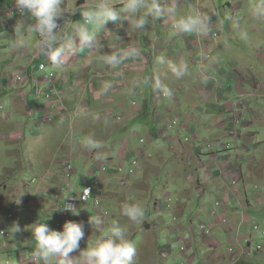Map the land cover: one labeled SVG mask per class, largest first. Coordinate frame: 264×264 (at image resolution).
<instances>
[{
    "label": "rangeland",
    "instance_id": "obj_1",
    "mask_svg": "<svg viewBox=\"0 0 264 264\" xmlns=\"http://www.w3.org/2000/svg\"><path fill=\"white\" fill-rule=\"evenodd\" d=\"M233 2L235 6H247V8L245 9L235 7L233 12H235L236 16H238L240 13L244 14L243 17H245L246 23L253 22L255 25L258 23L257 30L259 32V35L257 36L256 40L257 42H259L257 43L259 44V48L261 49L263 47L262 40L264 39V28H260V25H263L264 27V18L257 19L252 14V12L255 7L264 4V0H204L202 5L203 8L208 12H214L213 16L217 19L214 23L215 29L208 30V33L206 35L201 36H207L209 38L210 45H214L215 49H218L221 57L220 59H218L221 61L220 67H224L221 72L226 69L231 70L230 67L232 66V63L228 60L229 57L226 56L229 55V52L223 48L226 38L228 36L230 37L231 33L238 36V42H233L235 43L233 46L234 49L239 50L241 49V47H243L251 50L253 53L256 49L251 47L246 42L253 37L254 33L247 30H244V32L238 31L236 33L229 23V20H227L230 19L227 16V12L224 11L223 8H221V6L225 4H232ZM187 8L189 15H196V10H189L188 5ZM198 13L199 15H201L202 9H199ZM146 24L148 25V20ZM156 26L157 25L155 24V31L157 35H161L159 34L160 30L158 26ZM210 26L211 24L209 25V27ZM241 33H247V39H243ZM99 35L100 34H97L96 37H98ZM80 51L83 52L85 50ZM71 56L73 57V55ZM65 61L66 62L64 64V67L66 66V68L70 69L72 65H74V60L67 58L65 59ZM205 62L209 61L202 60V65ZM12 65L13 64L8 67L9 72L6 73V80L8 81L10 79V70ZM201 67L202 66H200V70ZM204 67L202 69H204ZM86 69L87 70L84 71H81L82 69L80 70L82 73L85 72V76H87V80L82 82H84L85 84L91 83V85L86 86L81 83L79 76L76 75L81 73L80 71L78 72V70L75 68V70L72 69L73 71L69 70L68 72L69 74H71V80L65 85L57 86L56 90L58 95L60 93H63L65 89L68 91L67 102H69V106L67 105L68 114L66 116V125L63 131H57L56 133L55 127H52L44 122H42V124L45 125H42L40 127L35 126V122H32V124L28 125L30 121H34L33 118L35 115L41 113H46L49 115V117H54L53 120L58 121V116H55V113H53L52 110L51 112L50 110H45L48 103H43L44 101H48V99L45 96L38 95L35 90L31 88L32 86L30 78H27L25 84L23 85V90L27 93V95L25 94L26 101L29 103L27 109H32L31 111H29V114L31 115L30 118L27 116L28 111L26 112V118L21 117V120L23 119L24 122L22 125L26 128H14L11 133L15 131L14 134L16 135L12 134L10 138L6 139H4V137H6L7 133L4 130H1L6 134L5 136L4 134H0V193L5 194V198L3 200L0 197V229H3L8 234L9 241H11L12 244L14 242V244L12 246L13 252L11 253H4V251L0 250V260H2L0 264H7V262L9 264H19V256L17 257V253H15L14 255V250H22V248H24L23 243L25 241H33V243H35L34 239L30 235V223L32 220H35L33 219V217H28L29 214H27V212L25 211H22L16 213L14 219L7 218L9 207L7 206L6 202H8L9 197H13V195L10 194H14L15 191L20 187L21 192L17 194L16 198L14 199L21 201L23 198H26L28 201L27 203L29 204V212L35 211L38 213V210L43 209V207L47 206L43 204V197L46 193L49 194L47 202H49V200L51 199V195L53 194V196H55L56 202H61V206L63 207V201L66 203V199L70 197L71 192L74 194L78 193V188L84 186L82 185L84 183L91 185L94 184L93 180L88 176L90 175V172H88L89 164H93L102 159H100L97 151H94L93 148L84 147L83 142L85 140L81 142L83 139L82 137L84 136H80V134L83 131L86 132L87 127L89 128V137L93 138L94 140L100 139V145L104 146L101 149L107 150L109 152V157H104L105 159H103V161H111L109 159L111 158L115 161L116 165H118L120 163V161L118 160V155L121 147V142H123V140L126 141L128 149L127 151H125L126 163L124 169L127 171L130 169L129 166L131 161L134 160V152L136 151V149L141 148L138 140L131 135V133L135 131L145 139L148 138L149 143L153 142L150 145L151 147L143 145L146 151L152 152L151 156H155L154 158L156 159L161 154H163L168 160H170L171 158V154L167 150L168 147L164 144L163 138L172 136L173 140L175 134L172 135L171 132L162 133L161 130H164V126L159 125L160 123L158 118H156L158 126H154V124L152 123L146 124L148 123L145 120V118H148L147 110L142 115L137 117V119L134 121H124V118L122 120L123 122L113 121V119H115L118 115L123 116L124 113L126 114V111L129 109L130 101L132 99L125 92L130 90L127 89V85L129 80L130 82H133V76L129 75L131 76L129 77L123 74L121 76H115L114 79H116L117 81L115 82L113 88L109 81H112L114 79H105L104 77H102V71H95L96 67L94 62H89V67ZM91 70H94L95 74H92ZM200 70H198L197 72H199ZM245 70L249 69H241L239 67H236L232 70V72L236 73L237 71ZM208 73L209 72H205V74ZM36 76L38 77V74H36ZM154 77L155 78H152L150 80V84H153L156 81H158L159 83L161 82V80H158L156 76ZM209 77L212 76L210 75ZM101 79L102 81L106 80L105 85H101ZM39 81H41V79ZM106 84L110 85V87L106 88ZM74 85H81L83 89H86L88 94L92 95L93 99L90 96H87V102H89V104L86 105L88 108L83 107L84 101L80 97L82 89L77 88L79 90V95L77 92L71 91V88ZM143 91H148V88L145 87ZM78 99L79 104L81 101L82 104L81 106L76 107L73 104ZM135 99L137 100V98H134V100ZM148 101L149 95L148 92H145V102ZM117 108H123V111H120ZM8 109L10 111V106L8 107ZM76 110H78L77 115L79 116L74 120L73 116L74 111ZM10 114L12 120L18 119V115H16L14 111L10 112ZM64 118L65 116H62L61 120L64 121ZM69 118H71L72 120L71 128H69L67 122ZM142 120H144L145 122H142ZM227 122V119H223V124H226ZM33 123H35V125H33ZM124 123L128 127L127 131L126 129H122L120 131L121 133L117 132L119 127L124 126ZM0 124L3 123L0 122ZM195 124L197 125L198 129ZM189 126L190 132L181 133L179 136V140L181 143L185 138L193 141V146L191 147L192 155L195 158H199L203 163H205L207 158L206 154L210 151H215L217 149V146L219 145L216 142H223V140H210L205 128L206 126H213V123L209 122L208 119L205 118L202 114H200V116L197 115L195 121L191 122ZM37 129H40V133H38ZM215 129L219 130V128ZM196 130L200 132L199 136ZM19 133L22 134V138L20 137ZM195 136L198 137L197 140H194ZM63 139L65 140L64 145L58 146V144ZM203 141L209 142L211 144L215 143V145H213L211 149H207V145ZM81 143H83L82 148L80 147ZM223 143L225 144V142ZM22 147L25 148L23 149V153L20 152ZM198 148L201 153L198 151ZM156 151L160 153L157 154L155 153ZM120 155H122V153ZM68 156L71 158L72 168L76 170V174L72 177V183L70 179V185L73 184L75 188L72 189L71 186H68L67 190L63 191L61 187L62 183L60 184V181L58 185L51 184H54L56 180L64 173V166L69 165V161H67ZM84 157L85 159L88 158V164L85 165L84 162H82V164H76V160L84 161ZM154 158L149 160L152 166L151 168H153L152 170L147 172L144 170L138 171V169H136L133 170V175H127L125 174V172H123V175L116 174L114 173V171H112L115 164H113V166L110 165V173H112L113 175L110 177L109 182L104 185V195L109 198L107 201L102 202L108 214L107 220L104 223L105 230L111 227L114 223L127 230V238L130 239L136 246V256L134 257V264H182L186 257H191L192 259L189 264L201 262L203 260H205L207 263H211L212 261H214V263H218L222 260H225L226 262V260L229 259V248L235 252L240 248V243L237 244L236 242L232 241L229 234H227L224 230L223 234L222 226H218V231L211 227V222L214 221V218L211 215L212 209L209 212H205V214H201L202 216L196 215V211L192 210L191 208L194 202H190L188 195H184V193H182L180 190L175 189L180 188L175 185H179L183 183V181H181L180 179H176V176L172 178V174L176 173L174 172L171 174L172 186L171 184L169 185L164 183L163 177L161 176V173L163 176H165V173L162 171L163 166L156 167L157 163ZM222 161V158L217 160V165L221 166ZM228 163L232 166L240 165L232 163L231 161H229ZM168 167L169 168L167 170L171 172L170 168H173L171 163L168 165ZM116 168L118 169V167ZM155 170H159L160 173H156ZM41 171H46V173L42 174ZM216 172L217 169L212 170L211 174H214ZM47 173H49L50 175L47 176ZM33 174L43 179V182H36L29 188L26 186H22L21 181H28ZM153 175L156 176L154 177ZM125 177L127 181L125 187L120 188V182L118 180H122ZM225 179L227 180V183L230 187L229 179ZM104 181L105 180H101L100 182H98V180L95 179V182L101 187L104 184ZM45 187H52V189H50L48 192L41 191ZM263 187L264 186L262 184L260 186V189H258L259 193L263 190ZM171 193L176 196V199L178 201L177 204ZM196 193L199 194L200 190H197ZM7 198L8 200L6 201ZM162 198H171L169 208L166 207L167 201H164ZM55 199L53 200L55 201ZM226 203L227 202H224V205ZM125 204L140 205L145 212L143 221L132 222L127 217H124L121 214V209ZM178 205L180 206L177 209ZM180 210L184 212L180 213ZM77 211L79 212L78 215L71 214L69 218H65L59 223L57 222L58 224L55 223L57 225L54 224L53 226L54 230L62 231L63 224L65 222L71 221L82 223L84 225L85 237L83 240L85 242L81 240L80 244L82 242L84 243L81 244L80 248L81 250H83L86 249L87 244L90 245L93 242H88L87 240L95 239L99 233H96L94 231L95 236H93L92 238V235L87 233V229H85L86 221L90 222V217H95L93 215V208L88 205L87 209L78 207ZM80 211L86 213L87 217H80ZM191 211L194 212V215H191ZM260 211H263L262 213H264V209ZM237 214L242 215L243 210H238ZM19 215L24 216L21 221L18 220ZM39 215L41 216L40 213ZM224 216L226 220L229 221L228 215L225 214ZM251 218L252 219L250 225L258 224L261 227V231L258 233H253L251 228L250 235L252 236V241L249 245L250 257L244 264H264V214H261L260 216H256L253 214ZM40 222L47 223L46 220H41ZM15 223L19 224L22 231L20 233L12 235L11 227ZM199 223H204L208 226V238L207 236L202 235V233L198 230ZM249 231V227L245 228L243 231L242 229H240V238L244 236L246 237L247 232ZM193 232H195V234H193ZM27 233H29V235H27ZM224 236L226 239L224 238ZM3 238L4 236H0V240H2ZM257 247H261V250H257ZM26 248L27 249L23 250V256L26 258H31L32 249L30 247L28 248V246ZM181 250L183 252H181ZM74 254L78 255V252H74ZM5 255L9 257L5 259ZM194 255L196 257L192 258Z\"/></svg>",
    "mask_w": 264,
    "mask_h": 264
},
{
    "label": "crops",
    "instance_id": "obj_2",
    "mask_svg": "<svg viewBox=\"0 0 264 264\" xmlns=\"http://www.w3.org/2000/svg\"><path fill=\"white\" fill-rule=\"evenodd\" d=\"M10 1L11 0H0V104H6L8 107L10 106V111L8 109L9 113L14 111V113L18 115V119L12 120L11 114L9 121L7 120V122L3 121L4 119L0 118V122L3 123L0 124V134H4L5 136V134L7 133L4 139L10 138L11 135L14 134L15 131L11 133L14 128H26L22 125L24 122L23 119L21 120V117L26 118L28 116L30 118L31 115L29 114V111L32 110L27 109V106L29 104L28 102L25 103L24 99H20L14 92L11 91V83L6 80V73L9 72L8 67L11 64L22 66L28 62L29 56L38 54V59H35L33 63V74L36 76L37 65L39 63H42V60L47 57L37 52L36 45L40 41V38H38V33L32 31L29 28V25L33 23V21L28 18V15H18L17 13H15L14 15H10L7 17L4 14L3 10L10 7ZM203 1L161 0V3L165 5H170L175 2L177 8L175 16H169V18L165 16L160 19H154L151 16H148L146 18L148 20V25L146 24L144 26V29L142 30L133 29L130 24H127L126 21L122 22V24L120 25L119 23L116 24L113 22H108L103 29L110 28L112 32H110L109 34H105L103 40L98 44L97 47H95L94 43V45L90 49L83 52L66 51L64 57L62 58V65L60 67L54 66L55 73L57 75V85H65L71 80L72 77L71 74L68 73L69 70H75V68L78 70V72L81 69V71L87 70L86 68L89 67V62L95 63V71H104L107 69L116 76L122 73L123 68V75L133 76V82H130L129 80L128 84H130L131 88H133L134 90L137 89L136 91L138 93L140 92V97H138L139 99L137 101L146 107L147 117L149 118H145V120L148 122L146 124L152 123L154 124V126H158L157 121H155L156 118L159 119V125H166L168 122L175 119H187V131L190 132L189 124L195 121L197 115L200 116V114H202L205 118L208 119L209 122L213 123V126H206L205 128L210 140H225L227 142V138L229 137L226 135L227 129L223 124V119H226L227 116L233 112V109L232 107L227 108L222 106L220 103L215 102L213 93L214 83L205 80V78L212 79L208 76V74H205V72L216 73L219 75V93L224 98H228V95H231L232 97V95L234 94L233 89L235 87V81L233 77L230 76L233 73L232 70L236 67H239L241 69H249V71L251 70V72L254 74L258 85L260 86L259 94L262 96L264 95V47L263 49H260L259 44H257L259 43L256 40L257 36L259 35V32L257 30L258 23L256 25L253 22L246 23L245 17H243L244 14L240 13L238 16H236L235 12H233L235 7L245 9L247 8V6H235L234 2L232 4H225L221 6V8H223V10L227 12V16L230 18L227 20H229V23L236 33L238 31L244 32V30L252 31L254 33L253 37L246 42L251 47L256 48L254 50V53L251 50L243 47H241V49L239 50L234 49L233 46L235 43L233 42H238V36L231 33V36H228L226 38L223 47L224 49H226V51L229 52V55L226 56L229 57L228 60L232 63V66L230 67L231 70L226 69L221 72L224 67H220L221 61L218 59H220L221 57L219 51L217 48L215 49L214 45H210L208 37L204 39L203 37H196L195 33H184L179 34V38H176L175 32L171 30V26L176 19L181 16H190L188 14L187 5L189 7V10L193 9L197 12L199 8H203ZM98 2L99 0H63L62 8L64 14L63 18L58 22L59 28L56 30L57 39L55 41V47H60L61 45L66 44L69 40H73L74 35H76L75 27L83 25L84 23L83 18L81 17L79 12L94 7ZM106 3H110L114 5V7L115 5H117V10L122 7L121 0H109L106 1ZM74 10L76 11L75 14H73ZM204 10L206 17L209 18L208 24H211L210 28L215 29L214 23L217 18H214L212 12H208L206 9ZM143 11L144 10L142 9L141 13H143ZM155 24L158 26L160 30L159 34L161 35H157L155 31ZM17 25L23 26L22 31L18 34L15 33V27ZM260 28H264L263 25H260ZM100 29L101 28L96 29L94 34L96 35L98 32H100V35L102 36ZM119 31L121 32V34H119ZM262 41V46H264V39ZM20 42H22V46H20ZM109 46H113L114 49L118 48L113 52H123L126 49L135 48L138 51L139 55L134 58H126L122 63L118 65L109 66L103 63L100 59L102 55L111 54L110 52H108ZM25 47L27 48L28 57H18L15 51ZM93 49H95L96 51ZM201 54L210 56L208 60L209 62H205L202 65L203 56ZM71 55H73L74 58ZM191 56H193V59L195 60L193 63L195 67L202 65L199 72L194 69H190L189 61L191 59ZM67 58L74 60V65H72L71 67L72 69L66 68V66L64 67V64L66 62L65 59ZM170 63L186 64L187 72L181 78H176L170 71ZM203 67L204 69H202ZM81 71V74H76L79 76L81 83L86 86L91 85V83L85 84L84 82H82L87 80V76H85V72L82 73ZM154 76H156L158 80H161V82L159 83L160 87L158 89H163L166 87L170 89L172 93L171 96L164 99L158 105L154 101V92L152 91V87H156V82L158 81L150 84V80L152 78H155ZM227 76H230V78H228ZM34 81V77L31 76L32 84H34ZM116 81V79L109 81L113 88ZM145 87L148 88V91H143ZM244 90L247 93H252V89L250 86L245 87ZM145 92H148L149 95L148 102H145ZM25 94L27 95L26 92ZM87 96H90L93 99L92 95L88 94L87 91L81 92L80 94L81 99L84 101V108L87 107L86 104H89V102H87ZM174 99L177 100V104L172 103V100ZM65 103H67V101ZM247 104L252 107V112L244 111V116L246 120H249L251 123H249L248 125L243 124L241 126L242 149L238 147L237 149L228 153L225 160L226 162L231 161L232 163L240 164L235 165L234 167L238 171V173L243 176V181L245 182L244 184H247L249 186L250 192L248 194H244L240 189L231 190L229 184L227 183V180L225 178H221L217 173H214L213 175L209 174L208 176L205 175V173H211L210 170L212 171V160L206 156V162L203 163L202 160H200L201 165H199L197 158H195L191 153V147H188V145L184 146L185 144L183 145L180 142L179 136L181 133L175 134L169 148H167V150L171 154L170 160H168L163 154H161L156 159L154 158L155 156H150V159L154 158L156 160V167L163 166L162 171L165 173V176H163L162 173L161 176L163 177L164 183L170 185L171 174L176 172L175 174H172V178L176 176V179H180L181 181H183V183L175 185L177 187H180L175 189L180 190L182 193H184V195H188L190 202H194L191 208L192 210L196 211V215L202 216L201 214L209 212L212 209L213 203L218 199H222L223 202H227L224 205V208H222V212L223 214L228 215L230 225L235 229L236 235H239L240 229H242L243 231L245 228L249 227L250 231L247 232V236H249L251 234V228L253 226L250 225L252 219L251 216L253 214L256 216L264 214L262 213L263 211H260L264 209V187L260 193L258 192L259 190L254 191V188L257 187L260 189V186L262 184L264 186V100H256L255 102L251 100ZM73 105L78 107L79 99ZM192 108H195L193 114L191 111ZM27 111L28 113L26 116ZM61 117L60 115H58V124L52 125V127H55L56 129V133L57 131H63L66 125V117L64 118V121L61 120ZM123 118H129L131 121L137 119L129 114L124 115ZM130 120L125 119L124 121ZM32 122L34 121H30L28 125L32 124ZM69 123H71V120H69ZM33 125H35V123H33ZM124 126L121 128H124L127 131L128 127L125 123ZM195 126L197 127L196 124ZM215 128H219V130H216ZM88 129L89 128L87 127L86 132L83 131L80 134V136H84L82 137L83 139L81 142H83L84 140L86 141L89 138ZM1 130H4L6 133H3ZM37 131L38 133H40V129H37ZM197 133L199 136L200 132L197 131ZM19 135L22 138V134L19 133ZM197 138V136L194 137L195 140H197ZM146 139L148 146H150L153 142L149 143V139ZM64 141V139L61 140L58 146H63ZM95 141H97L98 147L93 149L97 151L98 156H100V158H108L109 152L107 150L101 149L102 147H104L100 145L99 141L101 140L95 139ZM83 143H81L80 145L81 148ZM23 149L25 148L22 147V149L20 150L21 153H23ZM198 151L200 152L199 148ZM151 153L152 152H149V155H151ZM155 153L158 154L160 152L156 151ZM82 162L83 160H76V164H82ZM170 163L173 166V168H170L171 172L167 170ZM229 166L232 165L228 164L223 167L222 165L217 167H219L220 169L223 168L224 171H228ZM141 167L142 169L140 170H144L147 172L153 169L151 168L152 166L149 160H144ZM159 170H155V172L160 173L161 170ZM43 173H46V171H43L42 174ZM59 181L60 178H58L56 182L54 184L52 183L51 185H58ZM61 183L62 182L60 181V184ZM50 189H52V187H45L41 191L48 192ZM197 190H200L199 194L196 193ZM17 191L18 190H16V192ZM171 194L173 195V198L176 200L177 204L178 201L176 199V196L173 193ZM0 197L3 200L5 198V194L0 193ZM48 197V193H46L43 197V204L47 206L43 207V209L38 210V213L35 211H31L27 212V214H29L28 217H33V219H35L32 220L33 223H40L41 220H46V224L52 230H54L53 225L55 223L53 222V211L55 208L60 207L62 204L61 202H56L55 196H53V194L51 195V199L49 200V202H47ZM53 199H55V201ZM7 200L8 198L6 199V201ZM179 206L180 205H178L177 209L179 208ZM241 209L243 210V214L238 215V210ZM180 211V213L184 212L182 210ZM39 213L41 214V216L39 215ZM191 215H194V212H192ZM23 217L24 216L19 215L18 220L21 221ZM211 223V227L218 231L219 227L215 226L213 221ZM32 224H30V226ZM85 229H87V233L92 235V238L93 236H95L94 229L90 222L86 221ZM222 233L224 234L223 229ZM193 234H195V232H193ZM27 235H29V233H27ZM93 240L94 239L87 241L92 242ZM84 242H82L81 244H83ZM32 248H35V244L33 243V241ZM15 253H17L18 257L21 252L19 250H14V255ZM8 257L9 256L5 255V259ZM195 257L196 256L194 255L192 258ZM191 260L192 259H189V261L183 263L189 264ZM1 261L2 260H0V263ZM227 261L228 260H226L225 262L226 264L228 263ZM193 264L216 263H214V261H212L211 263H207L205 260H203L201 262H195Z\"/></svg>",
    "mask_w": 264,
    "mask_h": 264
},
{
    "label": "clouds",
    "instance_id": "obj_3",
    "mask_svg": "<svg viewBox=\"0 0 264 264\" xmlns=\"http://www.w3.org/2000/svg\"><path fill=\"white\" fill-rule=\"evenodd\" d=\"M106 1L109 0H99V2L92 8L79 12L81 17L83 18V25L80 26H76L75 27V32H76V39L73 40H69L66 44L61 45L60 47H55V41L57 39L56 37V30L59 28V21L63 18V8H62V4H63V0H11L9 5L10 7L3 10L4 14L5 12H9V16L10 15H14L15 13H17L18 15H28V18L31 19L33 21V23H31L29 25V28L32 31H35L36 33H38V38L39 36L40 41L38 42V44L36 45V49L37 52L41 55H45L47 56L46 58L48 59V63L46 64V68L45 71H43L42 73L38 71V66L41 64L39 63L37 65V69H36V74H38V77L35 76L34 73V64L31 66L30 68V73H29V77L31 80V76L34 77L35 81L34 84H32L31 82V86L32 88L35 90V92L38 95H42V96H46L49 95L50 98H47L48 101H44L43 104H47L49 102H55V104H59L62 107L63 112H59L57 113V110H55L54 107H56V105H54V103L51 104V106L53 107L52 111L53 113H55V116H67V111H68V102L65 103L67 101V97H68V91L65 89L63 91V93H60L59 95L57 94V75L55 73V67H60L63 63V57L66 53V51H72V52H78L80 50H88L90 49L94 43H95V47L98 46V44L103 40V37L105 34H109L111 31L110 28H105V25L108 22H113V23H119L122 24V22H127V24H130L131 27L135 30H142L144 29V26L147 23V17L151 16L154 19H160L163 18L165 16H167V18H169V16H175L177 8H176V4L175 2H173L170 5H165L161 3V0H121V5L122 7H120L117 10V5H112L110 3H106ZM164 1V0H163ZM13 6L16 7L17 11L15 9H13ZM13 9V10H12ZM144 10L143 13H141V10ZM202 9V14L199 15L198 10ZM196 12L195 16H181L178 19L175 20V22L173 23V25L171 26V30L175 32V37L179 38V34H184V33H195L196 37H203L204 39L207 38V36H201V35H206L208 33V30H213V28L209 27L208 24V17H206L205 14V10L203 8H199ZM76 11H73V14H75ZM214 14V12H212V15ZM252 14L257 18H264V4H261L257 7H255L253 9ZM8 17V16H7ZM90 26H91V30H90ZM23 26L22 25H17L15 27V33H20L22 31ZM101 28L100 31L102 33V36L99 35L98 37H96L97 34H100V32H98L96 35L94 34L96 29ZM119 34H121V32L119 31ZM241 36L243 39H247V33H241ZM20 46H22V42H20ZM264 47V46H263ZM262 47V48H263ZM261 48V49H262ZM118 48H113V46H109L108 48V52H110V55H102L100 57V59L102 60L103 63L109 65V66H113V65H118L120 63L123 62L124 59L126 58H134L137 55H139L138 51L135 48H129L124 50L123 52H113L115 50H117ZM95 50V49H93ZM96 51V50H95ZM113 52V53H112ZM194 54V52H193ZM43 59L42 63H45L47 61V59ZM38 59V57L36 58ZM193 56H191V59L189 61L190 64V69H194L196 71L200 70V68H197L194 66L193 62ZM34 63V62H33ZM202 66V65H199ZM41 67L43 68L44 65H41ZM170 71L171 73L176 77V78H181L186 72H187V65L184 63L181 64H175V63H170L169 65ZM123 68H122V73L123 74ZM93 71V72H92ZM91 73L95 74V71L92 70ZM246 71V70H245ZM251 72V71H250ZM102 77H104L105 79H114V77L116 75H113L110 71H108L107 69L102 71ZM252 73V72H251ZM47 76L48 79L45 80V78H43L44 76ZM233 77L234 81H235V87L233 89V95L231 97V95H228V98H224L222 95H220L219 90L217 92V103H220L222 106L224 107H232L233 112L230 113L227 116V120L229 122V127H227V123L224 124L227 132L226 135L228 136V132L231 129V125L230 122L233 118H237L240 120L239 126L237 128V131L239 132L240 136L238 137V139L234 140L233 138H227L228 141L226 142L225 140H223V142H225V144H230L231 148L228 151L225 152H219L217 154H215V151H210L206 154V156L208 158H210L212 160V170L217 169V174L220 175L221 178H227L229 179L230 182V189L231 190H238L240 189L244 194H248L250 192V188L247 184H244L245 182L243 181V176L240 175L238 173V171L235 169L234 166H229L228 167V171H224L223 168L220 169L219 167H217V160H219L220 158L223 159L222 161V167L228 165L229 163L226 162L225 158L227 156L228 153L232 152L233 150L237 149L238 147H240L242 149L241 146V126L243 124L248 125L249 123H251L249 120H246L245 116H244V111H248V112H252V107L247 104L249 103L251 100L252 101H256V100H264V96L259 94V90H260V86L258 85V82L254 76V74L252 73V76L254 78V84H248L243 86L242 88H239L237 86V79H236V74L232 73V75H230ZM230 76H227L228 78H230ZM11 77V75H10ZM41 79V81H39ZM205 80L207 81H211V79L205 78ZM102 81V79L100 80ZM10 82V79L8 81ZM105 81L100 82L101 85H105ZM12 86V84H11ZM250 86L252 89V93H247L244 88ZM110 87V85L106 84V88ZM157 87V88H156ZM156 87L153 86L152 87V91L154 92V101H155V92L158 90L159 92H163V95L167 96V98L169 96L172 95L171 90L168 88H163V89H158L160 87L159 82H157ZM77 88H81L82 92H86V89H83L81 85H74L71 88V91L73 92H79V90ZM12 92H14L20 99H24L25 103H27L26 99H25V91L23 90V87L21 88V93H18L13 87L11 89ZM79 95V93H78ZM134 98H137V100L139 99L136 95L133 96L130 101V103L135 102L138 105H140L141 107L144 108V110L138 115V116H133L132 113L129 112V109L126 111V114L124 115H132L134 118L139 117L140 115H142L145 111H146V107L141 104L140 102H138L136 99L134 100ZM166 99V98H165ZM164 100V99H163ZM163 100H161L160 102L155 101V103L158 105L160 104ZM172 103L177 104V100L174 99L172 100ZM79 106H81V102L79 104ZM0 107H2L5 111L8 112V118L4 119L3 121H6L10 119V113L8 111V106L6 104L2 105L0 104ZM130 108V105H129ZM118 110H123L120 108H117ZM192 114L194 112V108L191 109ZM78 110L74 111V116L73 119L75 120L79 115H77ZM123 116L118 115L117 117L122 118L120 121L118 122H123ZM37 115L34 116L33 120L35 119ZM0 118H2V116L0 115ZM133 118V119H134ZM3 119V118H2ZM130 120L129 118H124ZM69 120H71V118L68 119V125L69 128H71L72 126V120L71 123H69ZM35 121V120H34ZM113 121H117L116 119H113ZM156 121V120H155ZM171 122H177L179 124H182L183 122L186 123V128H187V119H175L172 120L170 122H168L166 125L164 126V130L161 132L165 133L167 131H165V127L170 124ZM54 124H58V121H53L52 124H49L50 126L54 125ZM40 127L39 125H35ZM125 128V127H124ZM123 128V129H124ZM122 130L121 127H119L118 132H120ZM188 130V129H187ZM187 130L184 129H177L175 131V133L173 134H178V133H183V132H189ZM132 136L135 137V139L138 140V143L140 144V140L143 141L141 145V149L144 150V155L143 157L140 159L139 161V165L136 169L140 170L141 165L143 163L144 160H150V156L149 152L146 151L145 147L143 145H147V140L142 137L138 132H133L131 133ZM70 137V136H69ZM186 139V138H185ZM184 139V140H185ZM184 140H182V143L185 145H188L190 147L193 146L192 144H186L184 143ZM195 140V139H194ZM125 141V140H123ZM163 142L164 144L169 148L171 142H172V136L171 137H164L163 138ZM193 142V141H192ZM205 144H211L209 142H204ZM236 143V146H235ZM125 144L126 145V141L125 142H121V147H120V151L119 154L122 153V145ZM84 147L85 148H96L98 147V143L97 141H95L93 138L89 137L85 142H84ZM127 147V145H126ZM128 149V148H127ZM126 149V151H127ZM140 149V148H138ZM136 149V150H138ZM95 151V150H94ZM136 153V151L134 152V154ZM123 154V153H122ZM124 154H126L124 152ZM212 154L217 155L216 158L212 157ZM119 156V155H118ZM69 158V156H68ZM67 158V160H68ZM119 158V157H118ZM103 161V159L105 158H100ZM111 161V166H113V164H115V166H113V170L114 173H116L115 169L116 167H118V165H116L115 161L113 159H110ZM119 160V159H118ZM199 165H201V161L199 158H197ZM125 163H126V159L124 160V167H125ZM231 165V164H230ZM131 169V165L129 166ZM135 168L133 170H136ZM89 170V168H88ZM110 171V170H109ZM219 171V172H218ZM111 172V171H110ZM211 172V170H210ZM211 173H206V175L208 176ZM112 173H109L104 181V184L102 185L103 189H104V185H106L109 180L110 177L112 176ZM213 175V174H211ZM35 176V175H32ZM31 176V177H32ZM154 177L156 175H153ZM90 177V176H89ZM233 177H236L237 179V186H240L239 188H236L232 185V181L234 180ZM94 184H87L84 183L82 185H88V186H94L95 185V179L90 177ZM23 182V181H21ZM81 186L79 187V191L80 188L84 187ZM259 188H254V191H258ZM86 192L89 193V191L87 189H84ZM21 191V188L19 187L18 191L14 194H10L13 195V197H9L10 203L13 202L16 198V195L19 194ZM79 191L78 193L74 194L71 192L70 197L66 199L67 200H74L79 204ZM109 197L104 196L103 198H101V208L102 211L104 213V220L102 217L100 216H96L95 210H93V215L95 217H90V224L92 225L94 231L96 233H99L96 238L93 240V242L89 245L87 244L86 249L81 250L80 248V242L81 240L84 239L85 237V232H84V225L82 223H78V222H65L63 224V230L62 231H56V230H52L46 223H33L31 221L30 224L31 225V236L35 241V249L34 251L31 253V258L28 257H24L23 256V250L27 249L26 247L28 246V248L30 247L32 248V241H28V242H24L22 250H20V254H19V264H30V261L33 260L35 262V264H134V257L136 256V246L135 244L127 238V230L121 226H119L118 224H113L111 227L107 228V230H105L104 227V223L107 220L108 214L106 212V209L104 207V205L102 204L103 201H107ZM163 199V198H162ZM9 200L7 203V206H9ZM23 201H27L26 198L22 199ZM21 200V201H22ZM165 201V199H163ZM171 200V198H170ZM216 203L221 204V209H219V213L222 214V216L225 218V214H223L222 212V208H224V202L222 201V199H218L217 201H215L212 205V212L211 215L214 218V225L215 226H222L214 217L213 210H214V206ZM92 207V205H90ZM63 207L64 210L71 212V214L73 215H78L79 212L77 211L78 207H81L79 205H77V209L75 208V206L72 203H65L63 201ZM62 206L55 208L53 211V215H54V219L53 222L54 223H59L61 220L65 219V218H69L71 216V214H69L67 217L65 218H58V213H60V211L63 209ZM83 208V207H82ZM93 208V207H92ZM84 209H87L84 208ZM25 212H29V206L26 210H23ZM22 212V211H19ZM17 212V213H19ZM121 214L124 217H127L129 220H131L132 222H141L144 219L145 216V212L144 209L138 205V204H125L122 209H121ZM16 213L13 214L12 218H8V219H14ZM87 217V214L80 211V217ZM227 221V220H226ZM229 224L230 222L227 221ZM57 223V224H58ZM56 224V225H57ZM256 225V224H254ZM253 225V226H254ZM200 227H205V231H208V226L205 225L204 223H199L198 225V230L201 232ZM222 229L228 234L229 236L235 234V229L230 225V231L228 232L226 230L225 227L222 226ZM1 230V229H0ZM22 231V229L20 228L18 223H15L12 227H11V232L12 235L16 234V233H20ZM7 236H4V238L2 240H0V249L1 251H4V253H11L13 252L12 249V242L9 241V237L8 234L6 233ZM205 235V234H202ZM1 236V235H0ZM207 236V235H205ZM208 238V236H207ZM7 242V248L5 246H3V243ZM74 252H78V255H75ZM21 258H23V260H21ZM191 259V257L189 258ZM188 259V261H189ZM248 261V260H246ZM246 261H241L238 264L244 263ZM183 262H186L185 260ZM222 263V262H221ZM225 263V261H224ZM7 264H9L7 262ZM184 264V263H182Z\"/></svg>",
    "mask_w": 264,
    "mask_h": 264
},
{
    "label": "built area",
    "instance_id": "obj_4",
    "mask_svg": "<svg viewBox=\"0 0 264 264\" xmlns=\"http://www.w3.org/2000/svg\"><path fill=\"white\" fill-rule=\"evenodd\" d=\"M13 9H16V7L13 6ZM12 9V10H13ZM5 15L6 16H9V12H5ZM39 38H41L39 36ZM73 39H76V35H74ZM263 49V48H262ZM15 53L22 57V58H27V48H21L17 51H15ZM202 55V54H201ZM203 56V60H209V57L208 55L204 54L202 55ZM38 57V54H34L32 56H29V60L26 64L22 65V66H19V65H15L13 64L11 66V70H10V82L12 84V87L18 92V93H21V88L23 87V85L25 84L26 82V79L27 77H29V73H30V68L31 66L33 65V62L35 61V59ZM47 59V58H46ZM194 61V60H193ZM48 63V59L45 63H41L39 66H38V71L39 72H43L45 71V68H46V64ZM194 63V62H193ZM41 65H44V67L42 68ZM197 68H200V66H198ZM236 79H237V86L239 88H242L243 86L245 85H248V84H254V78L252 76V73L249 71V70H246V71H237L236 73ZM43 78H45V80L48 79V77L45 75ZM155 101L157 102H160L161 100L167 98V96L163 95V92H159L158 90L155 92ZM46 98H50L49 95H46L45 96ZM55 102H49L47 105H46V108L45 110H51L53 109V107L51 106V104ZM55 110H57V113H61L63 112L62 110V107L57 104L56 107H54ZM144 110L143 107H141L140 105H138L137 103L135 102H132L130 103V108H129V112L132 113L133 116H138L142 111ZM0 115L2 116L3 119H7L8 118V112L5 111L2 107H0ZM54 118V117H53ZM53 118L49 117L48 114H38L36 117H35V123L39 126H42V125H45V124H42V122L44 123H47L48 125L49 124H52L53 123ZM117 121H120L121 118L119 117H116L115 118ZM239 123H240V120L237 119V118H233L230 122V125H231V129L229 130L228 132V136L230 138H233L234 140L238 139V137L240 136L239 132L237 131V128L239 126ZM186 123L183 122L182 124H179L177 122H171L170 124H168L166 127H165V131L167 132H172V133H175V131L177 129H184V130H187L186 128ZM227 127H229V122L227 123ZM143 141L140 140V144H142ZM184 143L186 144H192L193 142L186 138L184 140ZM216 143H218L219 145L217 146V149L215 150V154L219 153V152H225V151H228L230 148H231V145L230 144H224L223 142H219L217 141ZM207 145V149H211V147L213 145H215V143L213 144H206ZM127 147L125 144L122 145V155L119 154V161H120V164L118 165V169L116 168L115 171H116V174H122L123 175V172H125V174L127 175H133V169L137 168L138 167V163L140 161V159L143 157L144 155V150L143 149H138L136 150V153L134 154V160L131 161L130 165H131V169H129L128 171L124 169V160H125V157H126V154H124V152L126 151ZM215 154H212V157L213 158H216L217 155ZM85 159V157H84ZM69 161V165H66L64 166L63 170H64V173L59 177L60 178V181L62 182V190H67L68 186H71V188H75V186L72 184L70 185V179H71V183H72V177L76 174V170H74L72 168V165H71V158L69 157L68 160ZM84 164H88V158L85 159L84 161ZM110 165H111V162L110 161H98V162H95L93 164H89V170L88 172H90V177L98 180V182H100L101 180H105L106 176L110 173ZM127 171V172H126ZM49 172V171H48ZM50 175L49 173H47V176ZM233 183L232 185L234 187L237 186V179L236 177H233ZM43 182V179L37 177V176H32L28 181H23L21 182V185L22 186H26V187H31V185L35 184L36 182ZM120 183H119V187L122 188V187H125V184H126V177L123 178L122 180H118ZM20 185V186H21ZM84 189H87L89 191L86 192ZM105 190L103 189V187H101L100 185H98L96 182H95V185L94 186H88V185H85L84 187L80 188V191H79V204L74 201V200H67L66 203H72L75 208L77 209V205L83 207V208H86L88 205H92L93 207V210H95V213H96V216H100L103 218H105L104 216V213L102 211V208H101V198H103L105 195ZM165 201H167L166 203V207L169 208V204L171 203V200L170 198L168 199H165ZM28 201H18V200H14L13 202H11L9 204V213L7 215V218H12L13 217V214L19 212V211H23V210H26L29 206V204L27 203ZM219 209H221V204L219 203H216L215 206H214V210H213V215L215 217V219L223 226L226 228V230L229 232L231 229H230V224L224 219V217L222 216L221 213H219ZM69 214H71V212H68L66 210H64V207L63 209L60 211V213H58V218H65L67 217ZM200 230H201V233L202 234H205V235H208V232L205 231V227H200ZM261 231V227L256 224L252 227V232L253 233H258ZM228 234H231V233H228ZM0 235L1 236H7L6 235V232L1 229L0 230ZM231 239L232 241L236 242L237 244L240 243V248L237 250V251H233L229 248V253H228V256H229V259H228V263L227 264H238L240 263L241 261H246L249 259L250 257V243L252 241V236L249 235V236H246V237H241L239 235H236L233 234L231 235ZM7 245L8 243L5 242L3 243V246H5L7 248ZM182 249V248H181ZM257 250H261V247H257ZM181 252H183L181 250ZM221 258V257H220ZM189 258L186 257V259H184L185 261H188ZM21 260H23V258H21ZM222 263H224V260L221 261ZM221 262H218L216 264H221ZM30 264H35V262L33 260L30 261Z\"/></svg>",
    "mask_w": 264,
    "mask_h": 264
},
{
    "label": "flooded vegetation",
    "instance_id": "obj_5",
    "mask_svg": "<svg viewBox=\"0 0 264 264\" xmlns=\"http://www.w3.org/2000/svg\"><path fill=\"white\" fill-rule=\"evenodd\" d=\"M212 76L211 78V80H212V82L214 83V91H213V93H214V100H215V102L218 100L217 99V92H218V84H219V75L218 74H216V73H208V76Z\"/></svg>",
    "mask_w": 264,
    "mask_h": 264
},
{
    "label": "trees",
    "instance_id": "obj_6",
    "mask_svg": "<svg viewBox=\"0 0 264 264\" xmlns=\"http://www.w3.org/2000/svg\"><path fill=\"white\" fill-rule=\"evenodd\" d=\"M127 89H130L128 90L127 92H125L129 97H133V96H137V97H140V92L138 93L136 90H134L133 88H131L130 84L127 85ZM142 122H145L144 120H142ZM240 186H237L236 188H239ZM35 249V248H34ZM34 249H32V252L34 251Z\"/></svg>",
    "mask_w": 264,
    "mask_h": 264
}]
</instances>
